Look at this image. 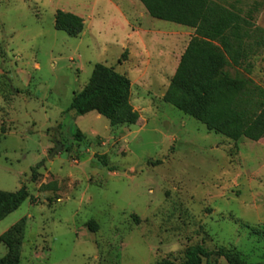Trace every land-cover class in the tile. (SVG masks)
Returning a JSON list of instances; mask_svg holds the SVG:
<instances>
[{"label": "rangeland", "instance_id": "obj_1", "mask_svg": "<svg viewBox=\"0 0 264 264\" xmlns=\"http://www.w3.org/2000/svg\"><path fill=\"white\" fill-rule=\"evenodd\" d=\"M250 2L241 17H251ZM143 9L137 0H0V192L27 194L0 221V261L1 237L24 221L19 264H182L193 246L264 263V148L166 99L193 32ZM58 11L83 18V32L57 31ZM254 52L229 72L264 89V48ZM97 66L130 80L136 124L72 109Z\"/></svg>", "mask_w": 264, "mask_h": 264}, {"label": "trees", "instance_id": "obj_2", "mask_svg": "<svg viewBox=\"0 0 264 264\" xmlns=\"http://www.w3.org/2000/svg\"><path fill=\"white\" fill-rule=\"evenodd\" d=\"M151 18L194 30L166 99L182 112L235 142L264 139V89L247 77L232 76L229 69L243 67L254 49L264 48V30L251 17H241L214 0H138ZM55 29L77 37L84 30V19L58 11ZM130 80L112 68L97 66L89 84L73 100L79 116L97 112L112 126L134 125L138 115L130 102ZM37 168L33 171L36 176ZM25 188L13 193L0 192V221L21 206ZM24 221L1 237L8 253L0 264H19ZM228 264H247L230 250L207 251L202 246L186 250L182 264H210L212 258ZM157 264H173L163 261ZM216 264V263H215ZM264 264V263H259Z\"/></svg>", "mask_w": 264, "mask_h": 264}, {"label": "crops", "instance_id": "obj_3", "mask_svg": "<svg viewBox=\"0 0 264 264\" xmlns=\"http://www.w3.org/2000/svg\"><path fill=\"white\" fill-rule=\"evenodd\" d=\"M247 1L248 0H214V2L218 3L219 5L224 6L226 8H229V9H232L234 11H240L242 9V4L247 2ZM250 5L251 6H249V9H250V12H252L253 15H254V23H255V25L257 27H259V28L264 30V0H251ZM143 8H144V6H143ZM144 11L147 13L145 8L141 12L144 14ZM182 27H184V26H182ZM184 28H186V30H189L190 32H193L192 35L194 34V30L193 29L187 28V27H184ZM184 51H183V53H184ZM183 53H182V55H183ZM182 55H180L179 61H178V63L175 66L174 74L176 73V70H177L178 65L180 63ZM239 68L240 67H232L231 69H237L238 70ZM255 143L259 144L260 146H262L264 148V139L261 140L260 142H255Z\"/></svg>", "mask_w": 264, "mask_h": 264}]
</instances>
